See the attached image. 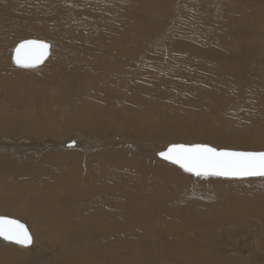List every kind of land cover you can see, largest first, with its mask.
<instances>
[{
	"label": "rangeland",
	"instance_id": "374dc122",
	"mask_svg": "<svg viewBox=\"0 0 264 264\" xmlns=\"http://www.w3.org/2000/svg\"><path fill=\"white\" fill-rule=\"evenodd\" d=\"M26 39L50 44L37 67L11 61ZM3 115L0 215L25 222L41 248L65 239L87 248L107 232L103 251L124 264H187L198 258L195 242L223 250L244 240L254 256L264 252V177H196L153 155L176 142L264 150V0H0ZM99 120L107 145L97 149L17 146L45 135L95 138ZM133 121L151 125L149 137L126 134ZM209 132L231 141L203 138ZM165 234L173 246L149 244ZM21 248L31 264L65 253L35 259Z\"/></svg>",
	"mask_w": 264,
	"mask_h": 264
},
{
	"label": "bare ground",
	"instance_id": "6f19581e",
	"mask_svg": "<svg viewBox=\"0 0 264 264\" xmlns=\"http://www.w3.org/2000/svg\"><path fill=\"white\" fill-rule=\"evenodd\" d=\"M13 49V48H12ZM12 52V51H11ZM10 58H11V55H10ZM37 67V66H36ZM6 115V114H5ZM4 116V115H3ZM0 119H2L1 121H5V116L4 118L1 116ZM34 119V118H33ZM35 120V119H34ZM37 121V120H35ZM45 121L42 120V125H43V122ZM30 118H28V122H27V125L28 127L30 128ZM137 122V121H136ZM133 121V123L128 126H123V130L125 131L126 134H130L132 136V138H136L137 137H142L141 139L145 138V137H149L147 136L148 135V132L149 130L152 129V126L151 125H147V126H139V125H134V123H136ZM99 129L100 130H96V137L95 138H87L85 139L83 135L81 136H78V137H74V138H61V137H58V135L55 137H47L45 135L44 138H28L24 143L21 142V143H18L19 147L21 148H26V151H31V150H37V151H41V150H44L45 148L47 147H51L53 148V150H56L54 148H61V147H65V148H69L70 150L73 149H77V148H86L87 150L89 149H93L92 146H94L96 149L99 148L101 145L102 146H105L107 145V136H102V135H105L103 134V132L106 130V126H107V122H106V125L102 126V122L99 120ZM128 124V123H127ZM175 124V123H174ZM174 124H167L165 126V129H167L168 131H171V126H174ZM2 125L6 126V122L5 123H2ZM95 125H98L97 123ZM79 126V125H78ZM133 126L134 128L129 130V127ZM43 127V126H42ZM80 127V126H79ZM180 127V126H179ZM178 127V129H179ZM47 128V131L49 133H51V128H53V125H50ZM39 129L41 130H44V128H40ZM56 128L54 129V132H56ZM183 130V129H182ZM107 133V132H105ZM125 134V135H126ZM176 136H178V132H175ZM43 135V134H42ZM170 136L173 137V135L170 134ZM203 137V136H202ZM252 137H257V136H252ZM203 138H207L209 140H212L213 142H216V143H227L229 141H231L230 139H227V138H222L220 136H216V134L214 132H209L208 133V137H207V134L206 136H204ZM146 139H144L145 141ZM153 140V139H152ZM143 141V140H142ZM154 141V140H153ZM70 144L68 145L67 143ZM111 143V142H109ZM126 143V142H125ZM155 142H153L152 144H154ZM140 144V143H139ZM119 145V144H117ZM122 145V144H121ZM144 145V144H142ZM115 146V144H114ZM127 147L128 149H133L134 150V146L133 145H122V147ZM152 146V145H150ZM155 146V145H154ZM108 148V147H107ZM126 148V149H127ZM148 148V146H147ZM68 149V150H69ZM142 149V148H141ZM104 150V149H103ZM107 150V149H106ZM92 151V150H91ZM86 152V151H85ZM155 152V151H154ZM90 153V152H89ZM94 153V152H93ZM143 153V152H142ZM157 153V152H156ZM156 153L153 155L156 156ZM94 155V154H93ZM145 155V154H144ZM99 157V156H98ZM157 157V156H156ZM139 158V157H138ZM155 158V157H154ZM55 159V158H54ZM156 160V159H155ZM156 165V164H155ZM154 165V166H155ZM157 166V165H156ZM159 169V168H158ZM144 170V169H143ZM111 171V170H110ZM109 171V172H110ZM76 172V171H75ZM114 172V170H113ZM139 172V171H138ZM146 173V172H145ZM72 174V172H71ZM109 174V173H108ZM112 175H114V173H111ZM116 174V173H115ZM119 174V173H118ZM120 175V174H119ZM178 176V175H177ZM118 177V176H117ZM39 178V177H38ZM37 178V179H38ZM43 178V177H42ZM153 178V177H152ZM254 178H257V177H254ZM45 180V178H43ZM48 179V178H47ZM123 179V178H122ZM180 179V178H179ZM43 180V181H44ZM116 180V179H115ZM161 180V179H160ZM117 181V180H116ZM86 182V181H85ZM112 182V181H111ZM44 183V182H43ZM153 183V182H152ZM222 183V181L220 182ZM226 183V182H225ZM93 184V183H92ZM90 184V185H92ZM114 184V183H113ZM89 185V186H90ZM112 185V184H111ZM115 185V184H114ZM123 185V184H122ZM226 185H228L226 183ZM77 187V186H76ZM95 187V186H94ZM134 187V186H133ZM75 188V187H74ZM90 188V187H89ZM92 188V186H91ZM91 190V189H90ZM78 191V190H77ZM118 192V191H117ZM78 193V192H77ZM76 193V194H77ZM79 193H82L79 192ZM84 193V192H83ZM127 194V193H126ZM151 196V195H150ZM93 200V199H92ZM103 202V200H101ZM94 202V201H93ZM92 202V203H93ZM29 203V202H28ZM95 203V202H94ZM89 204V203H88ZM87 204V205H88ZM99 204V203H98ZM94 205V204H93ZM97 205V204H96ZM104 205V203H103ZM106 205V203H105ZM28 206V205H27ZM30 206V205H29ZM91 206V205H89ZM115 208H116V204L114 205ZM101 207V206H100ZM102 208V207H101ZM109 208V207H108ZM113 208V207H112ZM26 209V208H25ZM88 210V208H86ZM93 209V208H92ZM45 210V209H44ZM47 210V209H46ZM94 210V209H93ZM48 211V210H47ZM89 211V210H88ZM30 212V211H29ZM119 213V212H118ZM87 214V213H86ZM90 214V213H89ZM93 214V213H92ZM118 215V214H117ZM127 216V215H126ZM10 217V216H9ZM69 217V216H68ZM14 218V217H13ZM116 218V216H115ZM20 219V218H19ZM18 219V220H19ZM122 219V218H121ZM126 219V218H125ZM124 219V221H125ZM259 219V218H258ZM89 220V219H88ZM111 220V219H110ZM109 220V221H110ZM115 220V219H114ZM21 221V220H20ZM120 221V220H119ZM118 221V222H119ZM127 221V220H126ZM23 222V221H22ZM90 222V221H89ZM115 222V221H114ZM25 224V222H23ZM47 223L49 224V222L47 221ZM59 223H60V220H59ZM121 223L122 220H121ZM194 223V222H193ZM253 223V222H252ZM47 224V225H48ZM61 224V223H60ZM59 224V225H60ZM91 224V223H90ZM120 224V222H119ZM118 224V225H119ZM249 224V223H248ZM247 224V225H248ZM26 225V224H25ZM46 225V224H45ZM46 225V226H47ZM56 225V223H55ZM133 225H135L133 223ZM251 225V224H249ZM120 226V225H119ZM123 226V224H122ZM125 226V225H124ZM28 227V226H27ZM51 227V226H50ZM49 227V228H50ZM62 227V226H60ZM132 227V226H131ZM124 228V227H123ZM122 228V229H123ZM136 228V227H135ZM133 227V229H135ZM139 228V227H137ZM258 228V227H257ZM62 229V228H61ZM126 229V228H125ZM131 229V228H130ZM142 229V228H141ZM185 229V228H184ZM65 230V229H64ZM124 230V229H123ZM132 230V229H131ZM136 230V229H135ZM244 230V229H243ZM103 231V230H102ZM107 231V230H106ZM106 231H103L104 233ZM142 231V230H141ZM164 231V230H163ZM188 231V230H187ZM263 231V230H262ZM102 232V233H103ZM110 232V231H109ZM127 232V230H126ZM135 232V231H134ZM151 232V231H150ZM186 232V231H185ZM98 233L97 235H94L95 238L91 239V244L87 247V248H81L83 247L84 245L83 244H76L77 247L79 248H75L73 246V242L72 241H67L66 239L61 242L63 243L65 246H45V249L44 247L41 248V245H38L36 243H31L29 246L27 247H23V246H20L22 248H32V253L34 254L35 256V259L39 258L41 256V253H43V255H46V256H51V254H55V253H61L62 252H68L67 254L64 253V255L62 256H59V257H52V260L48 263V264H124L123 262L119 261V260H116L113 256H111V254H106V252H104L103 248H106L107 247V244H108V241H107V236L109 235L107 232L105 235H103L101 233V235H103L104 239L102 241V237L99 235V232H96ZM164 233V232H163ZM167 233V232H166ZM170 233V232H169ZM174 233V232H173ZM243 233V232H242ZM258 233V232H257ZM48 234V233H46ZM80 234V233H79ZM108 234V235H107ZM159 234V233H158ZM168 234V233H167ZM171 234V233H170ZM176 234V233H175ZM188 234V233H187ZM186 234V235H187ZM203 234V233H202ZM261 234V233H260ZM43 235V234H42ZM107 235V236H106ZM256 235V234H255ZM262 235V234H261ZM76 236V235H74ZM82 236V234H81ZM149 236V235H148ZM147 236V237H148ZM161 237L158 239L159 243H149L150 245H152L154 248L160 246V245H163V244H166V245H172V241L170 239H168L169 236H166L165 235H160ZM189 236V235H188ZM206 236V235H205ZM44 239H46V236H44ZM101 237V238H100ZM154 237H158V236H154ZM173 237V236H172ZM178 237V236H177ZM175 237V238H177ZM213 237V236H212ZM225 237V236H224ZM252 237V236H250ZM64 236L63 235H58L56 237V241L58 242V244L60 243V240L63 239ZM194 238V237H193ZM1 239V238H0ZM151 239V238H150ZM156 239V238H155ZM196 239V238H195ZM215 239V238H214ZM253 239V238H252ZM259 239V238H258ZM262 239V237L260 238ZM2 240V239H1ZM0 240V256L1 258L3 259L2 261V264H8V262L10 264H31V261H33L31 258H30V254L25 252V251H20V247H11L9 245H7L6 242L8 241H4ZM176 240V239H175ZM188 240V239H187ZM213 239H211L212 241ZM243 240V239H241ZM263 240V239H262ZM154 241V239H153ZM181 241V240H180ZM215 241V240H214ZM244 241V240H243ZM243 241H236V242H229V241H225L224 245L225 246H228L225 247V249L221 250V248H224V246H219L220 243H217V242H210V245H203V244H200V243H193L192 244V247L194 246L196 248V251L193 252V253H196L195 255L197 256L198 255V258H193V261L190 262V261H186L187 264H209L207 261L210 262V264H264V252L261 250V249L256 252V256H254L255 254L253 253V251L250 253L248 251V249L246 247L247 246V243L245 244V242ZM157 242V241H156ZM175 242V241H174ZM255 242V240H254ZM257 242V241H256ZM260 242V241H258ZM12 243V242H11ZM67 243V244H66ZM176 243V242H175ZM174 243V244H175ZM180 243V242H179ZM208 243V242H207ZM62 244V245H63ZM85 244V243H84ZM147 244V243H146ZM16 245V244H15ZM48 245V244H47ZM165 245V246H166ZM179 245V244H177ZM181 245V244H180ZM190 245V244H189ZM246 245V246H245ZM249 245V244H248ZM255 245V244H254ZM257 245V243H256ZM259 245V244H258ZM257 245L256 247V250H258L260 247ZM173 246V245H172ZM251 246V245H250ZM261 246V245H260ZM6 247H9V248H6ZM148 247V245H147ZM150 247V246H149ZM148 247V248H149ZM162 247V246H161ZM191 247V246H190ZM190 247H186V248H189ZM259 247V248H258ZM264 247V246H263ZM21 248V250H22ZM147 248V250H149ZM152 248V247H151ZM150 248V249H151ZM251 248V247H250ZM249 248V249H250ZM254 248V247H253ZM252 248V249H253ZM258 248V249H257ZM49 249V251H48ZM142 249V248H141ZM146 249V248H145ZM161 249V248H160ZM255 249V248H254ZM30 251V250H29ZM154 250L151 249V251L149 250V252L147 253L148 255L151 254V252H153ZM192 251V250H191ZM141 252V251H140ZM143 252V251H142ZM160 252V251H159ZM165 252V251H164ZM169 252L170 254L174 253V250H170V251H167ZM182 253V252H181ZM22 254H24L26 257H22ZM144 254V253H142ZM146 255V254H144ZM147 255V256H148ZM193 255V254H192ZM166 256V255H165ZM177 256V255H176ZM190 256V255H189ZM149 257V256H148ZM42 258V257H41ZM40 258V259H41ZM202 258V259H201ZM39 259V260H40ZM139 259V257H138ZM149 259V258H148ZM169 259V258H168ZM185 259H188V258H185V257H180L178 256V261H180L181 263L185 262ZM37 261L39 262L40 264V261ZM50 260V259H49ZM137 260V259H136ZM142 260V259H140ZM138 260L139 262H142ZM191 260V259H190ZM16 261H20L18 263H16ZM42 261V260H41ZM45 261V260H44ZM157 261V260H156ZM1 262V261H0ZM36 260L34 261V264H37ZM46 262V261H45ZM48 262V261H47ZM135 262V261H132V263ZM145 262V261H144ZM148 262V261H147ZM146 262V263H147ZM174 262V261H173ZM47 264V263H45ZM150 264H170L168 261H165V260H162V261H157V262H153L151 261Z\"/></svg>",
	"mask_w": 264,
	"mask_h": 264
},
{
	"label": "snow or ice",
	"instance_id": "6c2138e0",
	"mask_svg": "<svg viewBox=\"0 0 264 264\" xmlns=\"http://www.w3.org/2000/svg\"><path fill=\"white\" fill-rule=\"evenodd\" d=\"M49 48L42 40H24L14 49L13 60L18 67L34 68L48 56ZM158 155L196 177H264V150H231L208 143L176 142ZM0 238L23 247L32 243L25 224L6 215H0Z\"/></svg>",
	"mask_w": 264,
	"mask_h": 264
},
{
	"label": "water",
	"instance_id": "95a60500",
	"mask_svg": "<svg viewBox=\"0 0 264 264\" xmlns=\"http://www.w3.org/2000/svg\"><path fill=\"white\" fill-rule=\"evenodd\" d=\"M26 40H28V39H26ZM22 41H24V40H21V41H19V42H17L15 45H14V47H13V49H12V52H11V61H12V63L15 65V66H17L16 64H15V62H14V60H13V56H14V49L16 48V46L19 44V43H21ZM45 42V41H44ZM45 43H47V42H45ZM49 44V43H48ZM50 45V44H49ZM50 49V48H49ZM46 59V58H45ZM44 59V60H45ZM43 60V61H44ZM41 63H39L37 66H39ZM166 149V148H165ZM159 153V152H158ZM158 153H156V156H157V158H159V159H161V160H164V159H162L159 155H158ZM164 161H166V160H164ZM167 162H169V161H167ZM170 163V162H169ZM172 164V163H171ZM177 166V165H176ZM191 174V173H190ZM193 175V174H192ZM193 176H195V175H193ZM221 178H224V177H221ZM246 178H254V177H246ZM231 179H235V178H231ZM240 179V178H239ZM9 217V216H8ZM9 218H11V219H16V218H13V217H9ZM20 221V220H19ZM21 223H23L22 221H20ZM24 224V223H23ZM26 226V225H25ZM27 227V226H26ZM2 239V238H1ZM3 240V239H2Z\"/></svg>",
	"mask_w": 264,
	"mask_h": 264
}]
</instances>
